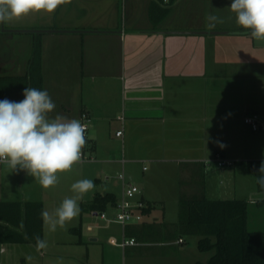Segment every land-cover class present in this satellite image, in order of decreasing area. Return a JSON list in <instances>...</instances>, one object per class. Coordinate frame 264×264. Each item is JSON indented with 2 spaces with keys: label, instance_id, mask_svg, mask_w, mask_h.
I'll return each instance as SVG.
<instances>
[{
  "label": "crops",
  "instance_id": "obj_1",
  "mask_svg": "<svg viewBox=\"0 0 264 264\" xmlns=\"http://www.w3.org/2000/svg\"><path fill=\"white\" fill-rule=\"evenodd\" d=\"M231 3L70 0L54 13L0 24V76L24 74L38 47L42 87L56 104L49 116L77 119L88 113L82 150L93 158L58 173V183L48 189L25 171L0 164V201L22 208L36 202L51 212L76 195L73 183L94 182L78 201L79 219L87 223L72 232L77 241L50 239L43 221L47 247L37 251L31 242L0 244V264L69 259L75 250L65 249L84 243L83 232L96 243L93 232L112 224L121 235L106 239L120 248L111 242L120 241L121 226L99 217L114 216L122 193L119 173L140 189L137 198L153 207L142 223L126 226L125 234L135 230L128 238L136 244L120 248L123 264L195 263L175 225L182 200L245 201L248 228L264 224V207L256 205L264 201V188L256 177L239 166L220 169L213 161L216 154L235 163L264 161V41L237 25ZM209 13L223 22L209 27ZM251 114L258 116L257 131L243 123ZM121 129L122 137H116ZM96 219L101 224L93 225ZM75 254L91 264L88 252Z\"/></svg>",
  "mask_w": 264,
  "mask_h": 264
},
{
  "label": "clouds",
  "instance_id": "obj_2",
  "mask_svg": "<svg viewBox=\"0 0 264 264\" xmlns=\"http://www.w3.org/2000/svg\"><path fill=\"white\" fill-rule=\"evenodd\" d=\"M70 0H0V24H6L34 13H54ZM231 12L236 23L250 30L251 38L264 41V0H232ZM209 27L222 19L209 13ZM22 101H0V164L13 171H25L48 189L58 183V173L71 171L81 162L86 144L87 124L80 119H69L61 114L50 117L56 108L47 90L26 87ZM83 119V118H82ZM221 148L225 145L220 144ZM257 183L264 188V161L259 167ZM94 188L90 179H81L71 185L76 195L65 197L53 211L42 210L41 217L50 231L65 228L81 211L78 201ZM37 251L45 249L47 242L35 237ZM59 264H63L60 258Z\"/></svg>",
  "mask_w": 264,
  "mask_h": 264
},
{
  "label": "trees",
  "instance_id": "obj_3",
  "mask_svg": "<svg viewBox=\"0 0 264 264\" xmlns=\"http://www.w3.org/2000/svg\"><path fill=\"white\" fill-rule=\"evenodd\" d=\"M26 87L43 90L38 47H35L24 74L0 76V101H22ZM260 164L240 162L234 166L247 170L257 179ZM256 205L264 207V201H258ZM42 210V205L36 202H27L22 208L19 203L0 201V244L31 242L36 245V236L43 239ZM152 210V205L147 203L140 223ZM247 216L245 201L190 198L180 201L175 225L179 236L196 237L198 252L209 255L206 262L194 264H264V229L250 230ZM79 228L74 227L71 232L77 233ZM134 235L135 230L128 234L126 231L127 237Z\"/></svg>",
  "mask_w": 264,
  "mask_h": 264
},
{
  "label": "rangeland",
  "instance_id": "obj_4",
  "mask_svg": "<svg viewBox=\"0 0 264 264\" xmlns=\"http://www.w3.org/2000/svg\"><path fill=\"white\" fill-rule=\"evenodd\" d=\"M86 213V212H85ZM152 219H148L147 221H151ZM87 221L86 219H79V215L75 217L72 221L67 222L65 228H60L59 226L57 227L56 231H50L48 226L44 223L46 227V234L50 235V239H54L55 237L58 238L59 240L64 241L65 243L70 242V239H73L74 241L78 239L76 235H74L71 231L74 227L80 226L81 228L84 229ZM93 225H99L101 224L98 219L92 221ZM251 226V225H250ZM252 228V227H251ZM264 229V224L261 223V226L256 225L254 227V230H261ZM120 227L117 225L112 224L110 227L107 229H102V230H95L93 232V235L98 236V241L95 242H90L89 241V236L88 234H85L84 232L82 233V239L84 240V243H81V245L78 244H73V246H67L65 249L68 251H81L82 253H89L90 261H88L91 264H123V257H125L122 249L112 247L108 244L106 235L110 234L109 236H114L115 239L119 240V236L121 235ZM113 232V233H112ZM90 234V236H93ZM184 245L182 246L183 249H185L189 254H188V259L194 260V262H206L209 255L205 253H199L197 248H196V242L197 238L196 237H189V236H184ZM70 244V243H69ZM60 250L64 249V246H60ZM54 252L56 249H52ZM73 254V257L71 256L69 259H63L62 262L63 264H83L78 258L77 254ZM126 257H128V254H126ZM207 257V258H206ZM61 257L57 258H51L53 260H49L46 258L44 260V264H59ZM205 260V261H204ZM85 263V261L83 260Z\"/></svg>",
  "mask_w": 264,
  "mask_h": 264
},
{
  "label": "built area",
  "instance_id": "obj_5",
  "mask_svg": "<svg viewBox=\"0 0 264 264\" xmlns=\"http://www.w3.org/2000/svg\"><path fill=\"white\" fill-rule=\"evenodd\" d=\"M163 3H167L169 0H162ZM83 118V119H82ZM81 120V123L87 124V130L85 132V138L89 130L90 118L88 113L82 112L77 118ZM123 122V119H119ZM244 125L248 126L252 131H257L260 129L259 119L256 114H251L243 117ZM122 129L115 133L116 137H122ZM93 158L86 156L82 150V161H92ZM215 165L222 168H231L234 166V161L224 159L219 154L215 155L213 159ZM145 170V168L143 169ZM117 179L122 185V193L115 203V213L111 219H108L104 213H100L99 217L105 222H114L121 226L122 228V237L119 242L112 241L111 243L115 246H118L122 249L126 247L133 246L136 244V241L133 238H128L125 234V228L130 224H139L143 219V209L146 207V203L141 199L137 198L140 194V189L130 181H126L123 173L117 175ZM179 242H182L179 240Z\"/></svg>",
  "mask_w": 264,
  "mask_h": 264
},
{
  "label": "water",
  "instance_id": "obj_6",
  "mask_svg": "<svg viewBox=\"0 0 264 264\" xmlns=\"http://www.w3.org/2000/svg\"><path fill=\"white\" fill-rule=\"evenodd\" d=\"M34 32H40V31H34ZM41 32H43V31H41Z\"/></svg>",
  "mask_w": 264,
  "mask_h": 264
}]
</instances>
